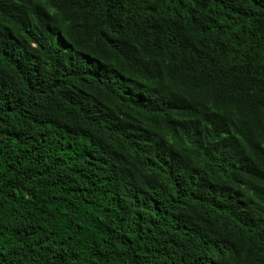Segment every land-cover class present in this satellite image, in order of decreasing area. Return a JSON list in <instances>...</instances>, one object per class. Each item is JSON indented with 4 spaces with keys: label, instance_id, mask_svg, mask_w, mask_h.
I'll use <instances>...</instances> for the list:
<instances>
[{
    "label": "trees",
    "instance_id": "1",
    "mask_svg": "<svg viewBox=\"0 0 264 264\" xmlns=\"http://www.w3.org/2000/svg\"><path fill=\"white\" fill-rule=\"evenodd\" d=\"M0 264H264V0H0Z\"/></svg>",
    "mask_w": 264,
    "mask_h": 264
}]
</instances>
